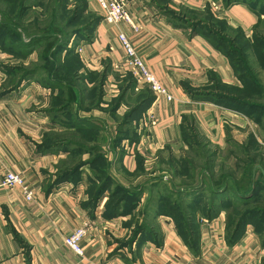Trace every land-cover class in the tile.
<instances>
[{
    "label": "crops",
    "instance_id": "obj_1",
    "mask_svg": "<svg viewBox=\"0 0 264 264\" xmlns=\"http://www.w3.org/2000/svg\"><path fill=\"white\" fill-rule=\"evenodd\" d=\"M84 1L97 15L96 22L90 35L74 36L66 49L84 63V69L72 76L79 100L82 82L95 84L82 80V73L101 74L103 82L109 73H132L121 35L132 42L138 57L177 100L157 97L141 81L153 99L136 138L129 139L110 115L85 114L79 109L78 115L67 119L62 114L66 100L62 96L69 90L60 82L47 85L28 77L14 79L11 71L19 69L15 52L0 45V264H264V239L248 230L236 241L229 239L226 209L214 219L197 215V247L189 245L167 216L158 220L159 238L145 240L131 253L114 248L121 224L100 216L82 243L83 257L66 247L65 239L90 220L82 208L86 187L61 182L80 175L92 154L104 151L106 156H96L89 167L103 160L109 169L117 164L126 174H137L166 153L185 154L192 132L205 145L220 150L236 137L253 136L261 144L257 134L264 138V127L255 120L201 95L215 84L237 88L241 83L228 58L213 43L176 23L182 11L211 13L251 39L264 22L260 4L254 10L239 1L227 6L224 0H128L139 28L136 33L125 23L107 24L97 3ZM111 82L110 76L108 86ZM82 133L97 137V142L81 143L71 137ZM100 170V174L107 171ZM7 173L22 177L24 188L33 193L32 200L26 199L19 186H2Z\"/></svg>",
    "mask_w": 264,
    "mask_h": 264
},
{
    "label": "rangeland",
    "instance_id": "obj_2",
    "mask_svg": "<svg viewBox=\"0 0 264 264\" xmlns=\"http://www.w3.org/2000/svg\"><path fill=\"white\" fill-rule=\"evenodd\" d=\"M238 1L249 5L252 9H256V3L264 4V0ZM21 4L24 8L23 22L16 24V18H12L11 15ZM16 10L19 13V9ZM260 12L264 13L263 7L260 8ZM178 16L181 17L176 22L178 26L214 39V43L225 51L229 47L239 50L242 53L240 58L245 60L249 73L244 74L242 70L244 64L239 63L237 76L244 78L248 75L264 89V41L260 45L249 47L247 41L237 37L241 31L238 33L226 20H212L209 15L190 11H182ZM95 19L97 15L84 0H0V25L3 23L8 29L15 31L12 34L6 26L4 29L0 27V45L5 50L15 52L19 69L11 71L14 79L28 77L47 85L60 82L69 90V94L62 96L66 99L62 104V114L64 113L67 119L73 114L78 115L79 109L85 114L102 113L101 117L110 115L116 120L124 136L135 139L143 114L153 99L151 92L135 75L109 73L104 79L107 87H104L105 82L101 74L94 76L92 73L81 72L82 80H91L95 84L91 86L90 83L82 82L80 100L74 94L78 89L76 84H72V76L79 69L80 71L84 69V63L73 56L71 52L73 50L66 52V49L74 36L86 38L91 34ZM256 31L264 38V22L259 24ZM211 32L214 36L210 34ZM217 37L225 38L229 44H221L216 40ZM110 76L112 82L108 86ZM248 81L249 79L245 78V82ZM217 89L227 96L248 102L249 107L244 104L234 106L227 103L250 114L264 127L263 94L252 96L236 88ZM73 102L76 113H73ZM88 119L90 120V117ZM96 119L103 121V118L98 116ZM257 136L262 144L255 137L252 139V136L247 140L236 137L237 140L230 141L225 150L205 146L199 137L190 139L185 154L166 153L156 164L148 166L137 174H126L117 164L114 169H109V163L103 160L97 161L94 166H87L96 156L105 158V152L101 151L86 159L87 164L83 168L85 170L82 169L80 175L72 179V176L66 178L61 183L72 181L74 186L84 185L86 190L82 198V208L88 215L90 220L88 222L94 225L93 220L100 216L104 220H114L116 224H121L118 234L121 236L115 239L114 248L116 251L131 253L134 248L140 249L145 240L159 238L156 231L158 220L160 216L173 209L170 203H174L176 208L185 210L183 208L188 205L185 201L188 200L182 195L199 192V189L194 187L199 185L200 178L209 185L219 182L223 176L234 175L237 182L241 183L245 181L243 176L245 169L254 167L255 181L263 183L261 173L255 171V168L258 166L257 162L264 161V138L260 134ZM71 137L81 143L98 140L95 136L83 133ZM251 158L256 161L252 160L253 163H250ZM99 168L107 171L99 174L97 172ZM250 185L251 182L248 186L251 192L254 188ZM255 191L258 198H251L249 204L232 202L228 206L229 237L235 232L241 217L247 215L248 220L241 228L240 236L248 230L247 232L264 239V188ZM205 195L207 196L203 203L197 206L201 210L200 214L210 207V193L206 192ZM190 213L193 216V213Z\"/></svg>",
    "mask_w": 264,
    "mask_h": 264
},
{
    "label": "trees",
    "instance_id": "obj_3",
    "mask_svg": "<svg viewBox=\"0 0 264 264\" xmlns=\"http://www.w3.org/2000/svg\"><path fill=\"white\" fill-rule=\"evenodd\" d=\"M225 3L227 4V6H230L231 4L238 3V0H234V1L227 0ZM259 4L260 3H256V6ZM260 5H261L260 8H262V7L264 8V4L263 5L260 4ZM13 8H15L14 5H13ZM17 8L19 9V13L16 10ZM22 8H23V4H21V6H19V7H16L13 10L14 13L11 15L12 18L13 17L16 18V24L17 23L21 24L23 22L22 18H23V14H24V8L23 9ZM256 9H254V10H256ZM21 11H22V13H21ZM259 11H260V9H259ZM202 14L209 15L212 20H219V18L217 16H214L211 13H202ZM262 14H264V13L262 12ZM178 15L179 14L176 15V19L180 20L181 17H179ZM95 22H96V19L94 20V24H95ZM1 25H2V28H4V26H6L3 23ZM6 28H7V26H6ZM8 30H10L12 32V34L15 33V31H13L12 29H8ZM237 31L239 33L241 30H237ZM210 34H212L214 36L213 32H211ZM237 37L242 38L245 41H247L246 43L249 44V47H250V45H254V46L257 44L260 45V43L262 41H264L263 40L264 38L260 37V35H258L257 31L255 32V34L253 35V37L251 39H247L242 31L238 34ZM206 38L211 43H213L216 46V48L218 50H220L228 58V60L230 61L231 65L234 69L236 76L238 75V73H237L238 68L237 67L239 66V63L244 64V68L242 69L244 71V74L249 73L248 69L246 68L245 60L240 58L242 56V53H240L239 50L235 49V47L234 48L229 47L225 51L224 48H222L220 45H218L217 43H214V41H213L214 39L209 38L208 36ZM216 40L223 45L229 44V42L225 38L221 39V38L217 37ZM263 53H264V51H263ZM240 77H242V76H240ZM237 78L241 83V87H237V88L235 87L236 90L243 91V92L250 94L252 96H259V94L264 95V89H262L260 87V85L253 78H250L248 75H247V77L244 76V78H239L237 76ZM245 78H248L249 81L245 82ZM217 88L227 89V88H233V87H225V86L223 87L219 84L218 85L215 84L212 88L207 89L201 95L204 97H207V98H212L216 102H218L222 105H225L229 108H232L234 110H237V111L245 114L246 116L252 118L253 120H255L252 116H250V114L246 113L242 109L238 110V109L233 107V105L234 106L235 105L240 106L243 104H244V106L249 107L248 102L246 103L245 101H241V100H238L236 98L227 96V94H224L223 91H218ZM227 102L231 103L233 105L228 104ZM198 137H199L198 135H195V133L192 132L191 136L186 139L187 144L189 145L190 139L194 140L195 138H198ZM252 139H254L253 136H252ZM205 146H208V145L206 144ZM252 160L254 162L256 161L253 158H251L250 163H253ZM97 161H99V160H97ZM256 164H258V166H262L264 168V161L257 162ZM253 168L254 167H252V168L247 167L245 169V172L243 175L245 181H242L241 183L237 182L234 175L223 176V178L220 179L219 182L211 183L209 185L206 184L205 181L203 182L200 178L199 185L194 187V189H199V192H197V193L196 192H194V193L189 192L187 195H182V196H184V198L187 197V200H188V201H185L186 204H188L185 208H183L185 210H181L180 208H176L174 206V203H170V206L173 209L170 210V212L166 213L164 216L171 218L176 223L178 231L180 232V235L188 241V243L191 247H197L198 237H197V231H196V226H195V219H196L197 215L200 214V211H201L198 209L197 206H198V204H201L204 201V198H201L202 195H204L206 192L210 193V207L207 211H204L203 213H201L202 215H204L206 218H209V219L216 218L217 214L222 209L227 210L228 206L232 202L233 203L240 202L241 205L249 204L248 202H250L251 198L252 199H254L255 197L258 198V196H256L255 189L257 190L258 188H261V187L264 188V183H259V181H255L256 174H255V172L253 173ZM97 172L99 174L101 173L100 168L97 169ZM250 182H251L250 186L252 188H254V190L251 192L249 191L250 187H248ZM194 209H198V210L195 211ZM190 212L193 213L192 214L193 216H191ZM228 218H229V215H228ZM247 220H248L247 215H243L241 217V220L238 222V225H237V228L235 229V232L232 234V236L229 239L236 241L237 239H239V237H241L240 236V233L242 230L241 228L246 224Z\"/></svg>",
    "mask_w": 264,
    "mask_h": 264
},
{
    "label": "built area",
    "instance_id": "obj_4",
    "mask_svg": "<svg viewBox=\"0 0 264 264\" xmlns=\"http://www.w3.org/2000/svg\"><path fill=\"white\" fill-rule=\"evenodd\" d=\"M89 1V0H86ZM97 3L98 7L103 13L104 22L107 24H118L125 23L134 32H139V28L134 23V18L128 10V0H93ZM120 41L126 51L127 60L126 64L128 69L145 85H147L150 90L160 98H165L168 102H175L176 97L164 86H162L155 75L148 69L145 63L138 57L136 50L132 42L124 35L120 36ZM149 119L154 121V115L149 116ZM2 186L14 188L21 187L24 190L26 199L28 201L32 200L33 193L28 189L24 188V183L22 177L13 173H7L2 181ZM92 225L89 222L84 223V225L67 237L64 241L66 247L78 257L84 256V251L82 248V243L87 237Z\"/></svg>",
    "mask_w": 264,
    "mask_h": 264
},
{
    "label": "water",
    "instance_id": "obj_5",
    "mask_svg": "<svg viewBox=\"0 0 264 264\" xmlns=\"http://www.w3.org/2000/svg\"><path fill=\"white\" fill-rule=\"evenodd\" d=\"M255 171H259L262 175L263 183H264V168L262 166H257ZM256 174V173H255Z\"/></svg>",
    "mask_w": 264,
    "mask_h": 264
}]
</instances>
